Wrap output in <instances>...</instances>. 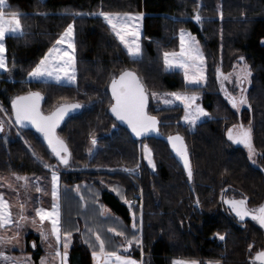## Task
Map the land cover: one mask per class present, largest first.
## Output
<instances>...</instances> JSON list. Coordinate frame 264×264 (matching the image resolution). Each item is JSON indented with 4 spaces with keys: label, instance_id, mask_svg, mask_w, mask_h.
I'll list each match as a JSON object with an SVG mask.
<instances>
[{
    "label": "trees",
    "instance_id": "1",
    "mask_svg": "<svg viewBox=\"0 0 264 264\" xmlns=\"http://www.w3.org/2000/svg\"><path fill=\"white\" fill-rule=\"evenodd\" d=\"M8 5L5 11L24 14L26 34L5 38L6 58L16 73L10 79L0 75V103L9 105L17 95L39 91L45 98L43 109L66 101L83 105L57 129L76 161L74 172L59 173L62 227L72 233L67 264H93V248L85 243L86 238L95 242L89 229L110 241L109 250L119 246L122 238L107 230L115 228L131 237L132 213L139 217L141 209L142 231L137 235L142 247L133 245L128 255L138 258L142 248L149 264H169L171 257L250 264L251 252L263 244L262 232L251 220H236L221 195L247 197L250 207L264 199V0H8ZM99 10L143 13L141 57H130L103 19L92 15ZM197 13L202 20L196 35L206 58L207 80L202 87L188 86L179 71L162 67V51L177 47L179 29L189 27ZM69 23H74L75 84L28 80V72ZM240 57L251 71L246 91L251 107L235 110L217 91L213 73L228 69ZM126 66L137 72L149 93L153 89L199 91L209 118L189 130L177 122L178 109V114L164 116L159 123L163 134L176 126L184 137L193 169L191 181L163 139L133 140L108 115L107 82ZM161 111L149 100V113ZM240 123L246 127L251 123L255 163L243 146L227 138L228 129ZM20 130L27 131L40 157L54 159L33 130ZM144 144L152 151L155 170L142 159ZM10 165L33 173L47 169L20 139L7 145L0 142V172L9 171ZM127 168L139 170L141 207L124 202L137 191L132 178L120 171ZM91 169L106 173L86 172ZM107 180L113 183L103 186ZM101 206L109 213L100 215Z\"/></svg>",
    "mask_w": 264,
    "mask_h": 264
},
{
    "label": "snow or ice",
    "instance_id": "2",
    "mask_svg": "<svg viewBox=\"0 0 264 264\" xmlns=\"http://www.w3.org/2000/svg\"><path fill=\"white\" fill-rule=\"evenodd\" d=\"M9 7L8 0H0V70L10 71L6 58L5 38L9 35L24 36V25L21 17L23 13L17 11H5ZM46 15V14H44ZM72 15H84V13H72ZM102 17L107 23L111 32L119 40V42L127 50L131 57L142 56V46L140 43L141 23L143 13H119L100 11L93 13ZM194 19L199 23L202 17L197 13ZM74 38V23L69 24L65 31L60 35L59 39L48 49L44 56L39 60L34 68L28 72V76L34 80L47 81L49 79L60 82L67 80L72 83L76 81V55ZM67 45V49L63 46ZM243 57L240 60L243 61ZM163 63L166 69L179 68L183 70L184 79L187 85L200 86L206 83V58L199 41L190 32L184 29L179 33V51H165L163 53ZM235 76V82L240 88V95H233L227 92L224 88V82L230 81ZM251 76V71L248 66L234 69L233 73L225 75L219 68L217 69V78L221 81V90L225 92L226 98L232 108L239 110L241 106L251 105L248 103L245 95L246 89L244 83ZM111 95L114 103L111 104L110 110L115 115L116 119L125 122L137 137L145 134L158 132V118L150 115L147 111L149 96L154 99L161 100L165 105H172L176 102H181L184 105L185 115L184 121L189 125H195L202 117H208L210 114L205 109L196 103L200 97L197 94H188L184 92L171 93H149L134 71L123 69L119 75H114L110 83ZM44 99L39 91H29L23 95H17L11 100L12 111L15 116V122L21 126L32 125L36 131L43 134L47 141L51 152L58 159L59 163L67 167L69 165L71 153L67 143L57 134V128L65 117L72 111L81 109L82 104L78 102H64L51 111L45 114L41 108V101ZM0 111L6 112L2 105ZM0 131H3V122H0ZM227 138L234 144H242L248 150L249 159L256 155L253 145L251 123L245 127L242 123L233 125L227 131ZM172 150L183 162V166L187 172L189 181L193 178V169L189 159V153L184 138L179 134L170 135L167 137ZM95 137L92 139V144L96 145ZM144 159L148 165L155 170L156 164L153 159L152 151L147 145L143 146ZM255 163V160H252ZM46 167H51L45 165ZM139 165H137V168ZM124 171L134 174L136 169H124ZM17 180H23L25 187L28 185V177L16 176ZM51 197L52 203L50 209L45 207H36L33 211L35 215L29 218L25 215L26 209L24 204L19 205V210L14 216L12 205L0 192V230H8L11 227L16 229V234L7 236L0 235V264H26L30 262V257H25L23 260L17 257L6 255L2 250L6 245L13 244V241H18L19 232L26 223H31L33 226L39 222V234L42 242H46L49 236L54 237L56 242L55 256L59 257L60 264H67L68 247L71 242L72 233L64 231L61 222V205L59 191V173L53 168L51 177ZM115 191V189H113ZM37 192H43L40 187L36 188ZM79 191V186H77ZM119 194V193H118ZM83 199V197H81ZM223 203L227 204L232 212L240 221H244L246 217H250L261 228H264V204L256 208L248 207V198L241 199L227 198L221 195ZM129 207H132V202L124 200ZM197 205L199 200L196 201ZM109 210L101 206L100 215H106ZM45 221L50 223V229L45 230ZM143 214L139 217L136 213H132V236L129 237L124 231H117L115 228H109L107 231L114 233L115 236L121 237L123 242L119 246H115L113 250H109L110 241L102 238L99 231H88L94 236V243H90L86 238L85 243H88L92 251V257L95 264H143V261H137L127 253L133 247H142V238L137 233L142 231ZM220 240H224L223 235L217 234ZM63 246V251L60 250V245ZM15 246V245H13ZM36 247L35 243L32 245ZM51 248L52 245L49 244ZM251 245L249 249L251 250ZM252 264H264V250L257 251L251 258ZM40 264H48L47 258L42 257ZM172 264H198L197 261H188L184 259L173 260Z\"/></svg>",
    "mask_w": 264,
    "mask_h": 264
},
{
    "label": "rangeland",
    "instance_id": "3",
    "mask_svg": "<svg viewBox=\"0 0 264 264\" xmlns=\"http://www.w3.org/2000/svg\"><path fill=\"white\" fill-rule=\"evenodd\" d=\"M98 12H100V10L96 11L95 13H98ZM113 13H115V12H113ZM119 13H125V12H119ZM130 13H134L135 14V13H138V12H130ZM103 21H104V19H103ZM140 23L142 25V21H140ZM69 24H72V23H69ZM65 29L62 31V33L65 31ZM181 29H184L187 32H190L193 36H195L197 38V40L199 41L200 46L202 48L201 42H200L199 38L196 35V31H200L201 30L200 23H198L195 19H192L189 22V27L181 28ZM181 29H179V31L177 33V39H178L177 47L174 48V49H169V50H165V51H173V50L174 51H179V33H180ZM141 32H142V27H141ZM116 40L119 42V40L117 38H116ZM140 40H141V37H140ZM73 42H74V39H73ZM121 46L124 48V46L122 44H121ZM63 47L65 49H67V45L66 44ZM202 50H203V48H202ZM125 51L127 52L126 49H125ZM165 51H162V67H163V69L168 70V69H166V67H165V65L163 63V53ZM203 53H204V51H203ZM136 58H138V57H136ZM35 65L32 68H34ZM245 65L247 66V64H245L244 60L241 61L240 59L237 58V61L235 60L228 69H224V68H219V69L225 75H227L229 73H233L234 69L238 70L239 68H242ZM8 67H9L10 71L0 70V75H3L5 78H9L10 79V78L14 77V75L16 73V68H15V65L13 63L8 64ZM217 69L213 73L214 78H215V86H217V91L225 99L227 104L231 105L229 103L228 99L226 98L225 92L221 90V81L217 78ZM171 70L179 71L181 76L183 77L184 82L187 84V82L184 79L183 70H181L179 68L171 69ZM250 77L244 83V88L246 89V91H247V88L249 86ZM26 78L28 80H34V79H31L28 75H27ZM40 81H43V80H40ZM47 81H52V82H55V83H61V84H64V85H72V84H75V82H76L75 81V82L70 83L67 80H62L60 82H56L55 80H52V79H49ZM203 85L196 86V87H202ZM191 86H195V85H191ZM224 88L227 90V92L232 93L233 95H237V96L240 95V88L237 86V84L235 82V76H233L230 81H225L224 82ZM152 92L159 93V94L171 93V92H184V93H188V94H193L194 93V94H197L200 97L199 91H196L195 89L194 90L188 89L186 91L185 90L165 91V90H160V89H153L150 93H152ZM245 95H246V92H245ZM149 100H150V102L153 101L156 104V108L162 109L161 112L156 114L158 117L163 118L164 116H166V117L175 116L176 114H178L177 110L179 109L180 114H179V117L177 119L178 120L177 122L186 125V127L189 130H192L194 128L195 125L194 126L193 125H189L188 123H186L184 121L183 117L185 115V109H184V105L181 102H176V103H174L172 105H165V104H163V102L161 100L154 99L151 96H149ZM196 103H198L199 105L202 106L200 99ZM0 105H2L5 110H7L6 112L0 111V122H3V131L0 133V142H2V143L7 145L10 141H16L17 139L18 140L20 139L23 142V144L26 145L28 151L32 154L34 160L37 163L42 164V166H44V165L51 166V167H47L46 170L39 171L38 173H33V172H25L23 167L10 165L9 171L0 172V192H2L4 194L5 198L12 205L13 215L15 216L17 214V212L19 210V205L20 204H24L25 209H26L25 215H27L29 218H31V217H33L35 215L33 210L36 207H41L42 206V207H45V208H48V209H50V207H51V203H52L51 177H52L53 168H55L58 171V173H60L61 171H67V172H71L72 171V172H74L75 171L74 170V164H76V161L73 160L71 158V156H70L69 165L67 167H65L64 165L63 166L59 165L57 163V161L52 159V158L49 159V160H45L42 157H40L35 152V148L33 146V141L29 137L27 131L20 130V128L17 127L15 125V123L13 122V120L11 118L9 105H3L1 103H0ZM245 106L246 105H243L241 107H245ZM241 107H240V109H241ZM204 109H205L206 112H208L206 108H204ZM43 110H44V112H47L50 109H43V107H42V111ZM235 110H237V109H235ZM209 117H210V115L208 117H202L197 122H199L201 120H204V119H207ZM165 122L168 123V121H165ZM176 131H178L176 126L171 128V129H169V133L170 132H176ZM144 145H146V144H144ZM241 146H243V145L241 144ZM148 148L150 149L149 146H148ZM245 149L247 150V148H245ZM247 153H248V150H247ZM142 159L148 165L147 160L144 159L143 147H142ZM252 159H254V157ZM62 167H64V168H62ZM181 167H182V169L184 170V172H185V174L187 176V172H186L183 164L181 165ZM127 169H129V168H127ZM130 169H133V168H130ZM89 171L93 175H96V174H98L100 172L99 170H95V169L87 170L86 172H89ZM120 171L123 174H125V175H127L126 173H128V172L124 171V169H122ZM100 173H106V172H100ZM16 176L28 177L29 180H28L27 187H25V182L23 180H17ZM96 178L98 180L102 181V178H101L100 175L96 176ZM107 181H108V183L103 184V186L110 185V184L113 183V182H110L109 180H107ZM133 181L137 185L136 186L137 187L136 188L137 189L136 192H138L139 195H140V199H138V201H137V203L135 205L141 207L142 206V202H143L142 190H141V187L139 185L138 179H135ZM37 187L42 188L43 192H37L36 191ZM60 187L61 186H60V181H59V191H60ZM60 194H61V192H60ZM44 228H45L46 231L49 230L50 229V223L45 221ZM38 229H39L38 218H37V224L35 226H33L31 223H26L25 226L19 232L18 241H13V244L6 245L2 250L6 253V255L11 256V257L21 258V260H23V258H25V257H30V262H26V264H40V261H41L42 257H46L47 258L48 264H60L59 257L55 256L56 242H55L54 237L49 236L48 241L42 242ZM15 234H16V229L14 227H11V228H9L6 231L5 230H0V235L11 236V235H15ZM33 243H35V245H36L35 248L32 247ZM49 244L52 245L51 248L49 247ZM13 245H15V246H13ZM69 247H70V244H69ZM69 247H68V250H69ZM40 248L43 251L42 255H39V249ZM141 249L142 248H140L138 258H134V257H132V258L136 259L137 261H141L142 260L143 264H149L150 258L148 256V254L144 253ZM60 250H61V252L63 251L62 244L60 245ZM252 253L253 252H251L250 256L248 255L249 256V263H250V257L252 255ZM176 259H184V260H188V261H197L198 264H221V262L219 260H216V259H198V258H187V257H171L169 259V264H172L173 260H176Z\"/></svg>",
    "mask_w": 264,
    "mask_h": 264
},
{
    "label": "water",
    "instance_id": "4",
    "mask_svg": "<svg viewBox=\"0 0 264 264\" xmlns=\"http://www.w3.org/2000/svg\"><path fill=\"white\" fill-rule=\"evenodd\" d=\"M123 69H128V70H131V71H134L135 73H137L134 69H132V68H130V67H128V66L124 67ZM123 69H122V70H123ZM120 71H121V70H120ZM120 71H118V72L114 73L112 76H110V78H109V80H108V82H107L106 90H107V93H108V95H109V97H110V104L108 105V108H107V113H108V115H109V116L112 118V120L117 124V126H120V127L124 128V129L126 130V132L129 134L130 138L133 139V140H141V139L149 138V137L163 139V140L166 142L167 147H168V150L170 151V153H171V155L173 156V158H174V159H175L180 165H182L183 162L180 160V158H179V157L175 154V152L172 150L171 145H170V143L168 142V139H167V137L170 136V135H176V134H179L180 136H182V134H181L179 131H176V132H170V133L168 132L167 134H163L162 131H161V129H160L159 123H158V132H152V133L145 134L144 136L137 137L134 133H132L131 129L128 127V125H127L125 122H122V121L117 120L116 117H115V115L111 112V110H110V106H111L112 103H114V100L112 99V95H111V87H110V83H111V79H112V77H113L114 75L118 76L119 73H120ZM137 75H138V74H137ZM138 76H139V75H138ZM26 93H27V92H26ZM26 93H24V94H26ZM20 95H23V94H20ZM43 97H44V96H43ZM12 99H13V98H12ZM44 99H45V98H44ZM44 99L41 101V108H42V104H43ZM71 102L75 103V102H77V101H71ZM62 103H64V102H62ZM60 104H61V103H60ZM60 104L56 105V106H55L54 108H52L50 111H48V112H44V113H45V114H48V113H50L51 111H54L55 108H56L57 106H59ZM148 106H149V103H148ZM9 108H10L11 118H12L13 122L15 123V125H16L17 127H19L20 129H31V130H33V131H34V132L40 137V139L43 141V143H44L45 147L47 148V150H48L49 152H51V149L48 147V145H47V141L44 139L43 134L37 132L34 126H32V125H30V124H29V125H26V126H21V125H19V124H17V123L15 122V116H14V113H13V111H12V107H11V100H10V102H9ZM79 110H80V109L70 112V113L65 117V119L61 122V124L66 120L67 117H69V116H71V115L77 113ZM147 111H148V109H147ZM149 114H150V115H153V116H156V117L158 118V121L160 122L161 117H158L156 114H151V113H149ZM61 124H60V125H61ZM59 127H60V126H59ZM59 127H58V128H59ZM58 128H57V129H58ZM1 132H2V131H0V133H1ZM182 137H183V136H182ZM183 138H184V137H183ZM184 141H185V140H184ZM51 154H52L53 157L58 161V159L55 157V155H54L52 152H51ZM58 162H59V161H58ZM59 164H60V163H59ZM60 165L63 166L62 164H60ZM227 198L241 199V198H243V197H242V196H234V197H227ZM224 204H225V203H224ZM261 204H264V199H263L259 204H257L256 206H254V207H250V206H248V207H249V208H256V207H258V206L261 205ZM225 206L229 209L231 215H232L236 220L240 221L239 218L236 217L235 213L231 211V209L229 208V206H228L227 204H225ZM245 220H251V218H250V217H246ZM245 220H244V221H245ZM251 221H252V220H251ZM253 222L259 227V229H260L261 232H262L263 238H264V228H261V227H260L255 221H253ZM260 250H264V240H263V244H262V246H261L260 248L256 249L255 251H253V253H252L251 257H250V264H252V259H251V258L255 255V253H256L257 251H260Z\"/></svg>",
    "mask_w": 264,
    "mask_h": 264
},
{
    "label": "built area",
    "instance_id": "5",
    "mask_svg": "<svg viewBox=\"0 0 264 264\" xmlns=\"http://www.w3.org/2000/svg\"><path fill=\"white\" fill-rule=\"evenodd\" d=\"M129 177H131L133 180L137 179L139 177V171H135L134 174L132 173H126ZM139 193H133L129 198H128V201H131L132 203H136L138 201V199H140L139 197Z\"/></svg>",
    "mask_w": 264,
    "mask_h": 264
},
{
    "label": "crops",
    "instance_id": "6",
    "mask_svg": "<svg viewBox=\"0 0 264 264\" xmlns=\"http://www.w3.org/2000/svg\"><path fill=\"white\" fill-rule=\"evenodd\" d=\"M43 254V251H42V249L40 248V255H42ZM92 262H93V264H95V262H94V260H93V257H92Z\"/></svg>",
    "mask_w": 264,
    "mask_h": 264
},
{
    "label": "flooded vegetation",
    "instance_id": "7",
    "mask_svg": "<svg viewBox=\"0 0 264 264\" xmlns=\"http://www.w3.org/2000/svg\"><path fill=\"white\" fill-rule=\"evenodd\" d=\"M43 112H44V110H43ZM48 112V111H47ZM238 145H241V144H238Z\"/></svg>",
    "mask_w": 264,
    "mask_h": 264
}]
</instances>
